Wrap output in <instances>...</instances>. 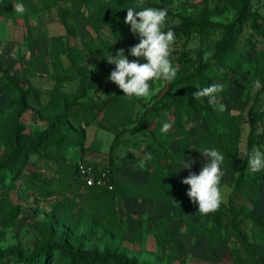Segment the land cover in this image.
Wrapping results in <instances>:
<instances>
[{
	"label": "rangeland",
	"instance_id": "obj_1",
	"mask_svg": "<svg viewBox=\"0 0 264 264\" xmlns=\"http://www.w3.org/2000/svg\"><path fill=\"white\" fill-rule=\"evenodd\" d=\"M150 1L159 7L168 9L165 30L168 27L178 28L173 29L175 41L170 54V59L177 68L176 78H181L183 73L189 74L193 65L199 64L201 60H205L212 54L215 46L221 41L226 27L236 18L237 5L239 4V0ZM17 2L23 3L25 8L23 12L30 18L32 25L25 26L23 24L19 27L11 26L8 28L0 26V46L1 43H5L1 40L9 38L14 41V48L17 49L16 58L0 59V74L7 81L15 82L21 93H26V110L20 118L21 126L14 133L12 132L16 126L13 124V113H6L0 118V159L9 149L13 136H18L21 144L28 145L35 132L45 128L48 122L46 116L37 114L36 110L48 102L50 99L49 92L56 85L52 75L53 67L50 62L32 64L27 49L26 39L28 36L33 38L35 42L31 43L33 52L36 51L37 53L38 50L42 54H49L52 50L51 39L58 36L63 47L80 52L84 59L80 63V68L93 70L96 66L98 67V71L105 78L104 81H99L100 89L98 91L89 90L87 95L81 99L86 103H91L112 96L118 88L114 82L106 79L115 65L104 63V59L108 52L114 55L116 49L129 44V35L132 34L130 26L127 24L125 25L127 36L118 37L112 33L107 35L109 29L105 27L99 31L94 30L87 21V12L89 7H96L98 0H88L85 4L79 2L74 4V7L81 10L82 16L64 19L59 18L56 8L37 11L38 0H13L14 10H16ZM59 5L68 7L63 2H60ZM250 6L252 10L264 17V0H251ZM185 22L189 26L187 32L183 33L181 24ZM232 39L234 47L249 58L253 57L254 50L258 51L264 47L263 37L247 26H243L239 33H234ZM137 42L138 37L135 36L129 46ZM132 58L135 59V57ZM60 61L64 68L69 67L70 61L66 54L60 55ZM257 74L258 67L253 64L248 72H243L235 79L226 99V108L230 113L240 115L242 124L238 142V162L235 165L224 167L225 174L221 179L220 187L223 194L222 203L225 206H232L264 217V174L254 188H250L245 182L237 191H234V184L241 173V164L247 152L248 114L251 109H264V88L254 89L252 83L253 80L257 79ZM80 81V77H74L68 81L58 82L57 87L62 93L76 94ZM84 81L88 83L89 79ZM106 81L111 87L105 92L103 90ZM168 83L161 80L153 81L154 94L147 99L136 98L131 124L112 127L99 119L84 120L82 123L84 126L83 145L69 148L66 154L67 160L75 162V164L80 161L91 167L103 169L108 162V150L111 148L114 135L122 132V137L135 140V143H128V146L130 144L132 147L141 145L134 153L137 155H130L129 150L124 145L116 147L115 157L120 159V161L117 160L119 173L122 177L137 179L136 175L142 174L145 167L141 168L138 165V160L144 151H148L143 134L146 129L137 126L135 133H132L131 130L142 115L144 106L157 99L166 89ZM2 93L0 87V104L4 105L7 99ZM149 127L158 133L159 127L154 124L149 125ZM204 130V125L200 121V114H197L194 121L183 122L179 127L164 133L166 137L164 144L169 145L174 153L177 175L187 176L189 174V169L179 170L177 165L180 160L177 150L182 145L184 146L182 148L183 157L187 159L191 156L195 161L191 171H200L204 157L198 149L192 147L199 148L198 144L201 142L203 145L206 144L205 147H212L207 142L208 139ZM256 140L257 144L254 148L264 146V132L259 123L256 125ZM86 157L96 161V163H90L91 161ZM23 168L24 174L30 172L39 174L41 179L35 180L36 186H41L40 184L44 182L56 181L58 177V166L55 160L40 157L37 154L26 155ZM244 172L253 177L261 174H250L247 168ZM4 182L8 185L11 184L8 179H4ZM17 185L9 194L11 204L17 207L16 213L11 219H6L0 214V246L3 249L16 248L24 253L31 252L44 234L43 226L40 223L47 221L53 225L54 234L60 231L64 232L63 238L72 247L97 254L115 252L134 260L136 264H232L223 260L227 246H233L239 250V253L243 254L240 242L235 235L231 234L230 239L228 237L227 240H219L216 244L186 237L181 240V244L167 245L164 254L156 253V248L151 242V236L146 239L147 246L143 245L142 242L146 237L143 235L144 230L151 228L157 218L172 217L173 219L170 221L172 228L174 220L178 221L180 216L181 221L184 222L206 223L207 225L218 222V217L214 212L199 214L195 211L194 205H186L180 213L175 211L174 202L146 201L119 194L114 198L115 209L118 220L126 227L122 236L123 239L120 240L112 232L107 231L99 223L98 218L91 216L90 209H83L87 200L83 196H79L82 191L79 186L63 188L66 192L63 194L43 196L36 190L32 192L30 189H26L25 185L20 182H17ZM112 188L107 189L112 190ZM5 196V188L0 183V209L3 207L2 199ZM60 205L63 207L62 214L65 216L60 213ZM226 215L232 218L228 212ZM235 223L247 241L264 243V235L258 232L250 218L238 216L235 217ZM134 231L137 233L134 234ZM140 234L143 235L140 242L131 239L133 235L139 236ZM225 237L227 238V234Z\"/></svg>",
	"mask_w": 264,
	"mask_h": 264
},
{
	"label": "trees",
	"instance_id": "obj_2",
	"mask_svg": "<svg viewBox=\"0 0 264 264\" xmlns=\"http://www.w3.org/2000/svg\"><path fill=\"white\" fill-rule=\"evenodd\" d=\"M87 1L38 0L36 10L46 11L56 8L60 19L75 18L82 16V12L73 5L78 2L85 4ZM250 1L239 0L236 18L226 27L221 41L215 46L210 56L205 60H201L199 64L193 65V69L189 74L183 73L180 76L181 78L169 82L157 99L144 106L142 115L137 119L136 125L131 130L132 133H135L137 126L146 129L143 133L145 135L144 143L148 151L153 153V159L148 161L143 168L145 175L143 183L115 179L113 168L117 166L118 160L115 157L116 147L124 145L129 150L130 155H133L141 144L134 147L131 144L128 146V143L133 144L135 140L122 137V132L114 135L111 148L108 150V162L103 168L109 172L113 186L112 190H108L103 186H86L77 176L78 162L75 164V162L68 161L66 154L72 146L81 147L83 145L84 126L82 123L84 120L99 119L112 127L131 124L136 97L124 96L123 91L118 87L112 96L103 98L99 102L86 103L81 99L91 89L98 91L100 89L99 81L105 79L104 75L98 71V67L96 66L93 70L80 68V63L84 60L80 52L63 47L58 36L52 37V50L49 54L32 52L29 45V56L33 65L51 63L53 67L52 75L56 85L49 92L50 99L48 102L36 110L37 114L46 116L47 126L35 132L28 145L21 144L18 136H13L9 149L0 159V183L5 188L6 194L5 198L2 199L3 207L0 209L2 217L11 219L16 213L17 207L11 204L9 194L14 187L18 186L17 182L24 184L25 188L30 189L32 192L36 190L43 196L63 194L66 193L64 191L66 187L79 186L82 190L79 196L81 195L87 200V204L83 205V209H90L91 216L98 218L99 223L120 240L123 239L122 236L126 227L118 220L115 209L114 198L119 194L146 201L174 202L175 211L180 213L186 205H194L195 211L201 214L198 211V204L191 201L186 193L189 185L182 183L185 176H179L175 172L176 160L174 159V153L169 145L164 144L166 137L160 131V127L163 121L170 120L172 127L169 130H173L183 122L194 121L196 115L200 114V121L205 128L207 142L225 155L223 168L237 164L238 142L242 124L241 116L230 113L226 107L223 111L214 109L207 103L206 98L195 101V97L191 93L197 90L196 85L203 87L212 82H223L225 87L219 97L220 102L226 106V99L235 79L243 72H248L253 64L258 67L257 78L261 79L262 85H264V47L258 51L254 50L253 57L249 58L233 45V34L239 33L243 26H247L264 39V17L251 9ZM12 2L13 0L0 1L2 16L13 18ZM60 2L68 5L69 8L59 5ZM133 5L159 7L150 0H98L96 7H89L87 21L96 31L105 27L110 29L115 36H127L124 17L127 12L126 8ZM24 20L26 21V17H24ZM188 26L189 24L186 22L181 24L183 33L187 32ZM134 37L133 34L129 35L130 42L123 47L126 55H128L127 49ZM63 53L67 55L70 61L68 68H64L61 64L60 55ZM129 59L133 58L129 56ZM104 63H109L107 58L104 59ZM74 77L81 78L76 94L62 93L58 90V82L68 81ZM86 79H89L88 83H85L84 80ZM105 83L106 86L103 91L106 92L111 86L108 81ZM0 87L2 94L7 99L4 105L0 104V118L6 113H13V124L16 126V129H13L12 132L14 133L21 126L20 118L26 110L27 96L26 93L19 91V87L15 82L7 81L1 74ZM258 123L264 132V109H251L248 114L247 152L257 144L256 125ZM151 124L159 127L158 133H155L149 127ZM205 146L206 144L203 145L202 142L198 144L199 148ZM183 147L182 145L177 150L179 159L183 158ZM30 154L54 159L58 166L57 180L44 182L40 184L41 186H36L35 180L39 178V174L23 173L24 157ZM134 155H137V153ZM246 168L247 160L245 156L241 164V173L234 184V191H237L245 182L248 183L250 188H254L256 183L263 178L262 173L256 177L248 176L244 172ZM4 179L10 180L11 184H6ZM62 209L63 207L60 205L61 214ZM213 212L217 215L218 222L210 225L184 222L181 221L180 216V221L174 220L172 228L170 224L172 217L157 218L151 228L144 230L143 235L146 237H144L142 243L147 246L146 239L151 236V242L153 247L156 248V253L164 254L167 245L181 244V240L186 237L216 244L219 240H227L228 237L230 239L231 235H235L242 246L243 254L239 253L237 248L227 246L223 260L232 264H264V243L247 241L237 229L235 223V217L250 218L258 232L264 235V217H259L253 212L236 209L232 206L227 207L223 203ZM226 212L232 215V218L227 216ZM62 216L65 215L62 214ZM40 225L43 226L44 234L31 252L24 253L16 248L3 249L0 246V264H136L134 260L115 252L97 254L72 247L63 238V231L54 234L53 225L50 222L46 221L40 223ZM135 233L137 232L134 231ZM225 234H227V238ZM143 235H133L131 239L140 242Z\"/></svg>",
	"mask_w": 264,
	"mask_h": 264
},
{
	"label": "clouds",
	"instance_id": "obj_3",
	"mask_svg": "<svg viewBox=\"0 0 264 264\" xmlns=\"http://www.w3.org/2000/svg\"><path fill=\"white\" fill-rule=\"evenodd\" d=\"M17 12L25 10L22 2L15 5ZM124 23L130 26V32L138 37V42L128 47V55L123 47L116 49L115 54L106 56L109 63L115 65L106 77L114 82L123 95L129 98H149L154 94L152 82L161 80L174 81L177 77V68L170 59L171 48L175 41L172 28H166L168 9L133 5L126 8ZM113 33L110 29L107 35ZM114 43V42H113ZM129 55L135 59H129ZM254 89L264 87L261 79L253 80ZM197 86V90L191 95L195 101L206 98L207 103L218 111L225 109V104L220 102L219 94L225 85L216 81L206 86ZM172 127L170 120L161 123L160 131L167 133ZM204 157L203 165L199 172L191 171L194 159L189 156L177 162L178 168L189 169V174L182 179V183L189 185L186 189L188 197L198 204V211L208 214L219 208L223 200L221 191V179L224 176L223 164L225 155L215 147L196 148ZM153 159V153L144 151L138 160V165L143 168L148 161ZM247 170L250 174H264V146L253 148L246 152Z\"/></svg>",
	"mask_w": 264,
	"mask_h": 264
},
{
	"label": "crops",
	"instance_id": "obj_4",
	"mask_svg": "<svg viewBox=\"0 0 264 264\" xmlns=\"http://www.w3.org/2000/svg\"><path fill=\"white\" fill-rule=\"evenodd\" d=\"M24 17H26V21L24 20ZM23 24L25 26H31L32 25L31 22H30V18L27 15H25L24 12H17L13 8V18H11L9 16H7V17L2 16L1 13H0V26H5V27L8 28V27H11V26L12 27H14V26L15 27H19V26H21ZM23 37H24V34H23ZM1 41H4L5 43H1V46H0V59L1 60L2 59H6L7 57L9 59L16 58L17 57V52H16L17 49L14 48V41L9 39V38H6L5 40H1ZM26 42H27V49H28V53H29V47L32 46L31 43L34 42V39L33 38H29V36H28L27 39H26ZM35 53H36V51H35ZM37 53H40V52H38V50H37ZM4 66H6V65H4ZM88 157H86V158L91 161L90 163H96V161H93V160H91ZM118 161H120V159ZM113 175H114L115 179H120V180L123 179V180H128V181L130 180L132 182L137 181V182H142V183L145 181V175H144L143 172H142V174H139V175L137 174L136 175L137 179L136 178H129V177H122L121 173H119L118 166L113 168Z\"/></svg>",
	"mask_w": 264,
	"mask_h": 264
},
{
	"label": "built area",
	"instance_id": "obj_5",
	"mask_svg": "<svg viewBox=\"0 0 264 264\" xmlns=\"http://www.w3.org/2000/svg\"><path fill=\"white\" fill-rule=\"evenodd\" d=\"M77 176L86 186L112 188L111 177L106 169H97L79 161L77 163Z\"/></svg>",
	"mask_w": 264,
	"mask_h": 264
}]
</instances>
